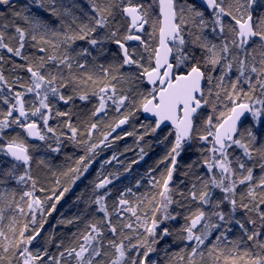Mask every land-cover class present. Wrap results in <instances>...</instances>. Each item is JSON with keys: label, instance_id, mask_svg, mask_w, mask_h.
Listing matches in <instances>:
<instances>
[{"label": "snow or ice", "instance_id": "obj_1", "mask_svg": "<svg viewBox=\"0 0 264 264\" xmlns=\"http://www.w3.org/2000/svg\"><path fill=\"white\" fill-rule=\"evenodd\" d=\"M51 4V14L58 15L56 10V0H49ZM92 2V12L94 15L89 17V23H77V18L73 17L71 24L66 25V31L58 33L51 32L52 36L60 37V44H54L51 40L45 39V36L50 32L46 24H43L39 19L31 18L22 15V12H16L15 15L23 19L26 23H30L33 34L31 39L33 41L39 40L41 44H52L53 48H58L61 45L71 47V44L76 40H87L92 47L102 45L106 40H112L118 45L122 53V61L119 65H98L100 75L93 74L89 71L87 60H78L77 57H88L92 53L87 49L80 50L76 56L71 55L65 51L64 55L57 57L51 55L48 57L49 61H55L56 67L61 66L67 68L69 76L65 81L62 75L57 72L53 75L51 71L47 74L41 72L44 67V57H40L38 66L27 67V72L31 75L30 86L20 84L21 88H26V93L33 94L35 102H29L31 105L30 111L25 108V92L16 91L14 93L15 102L10 105L9 109L3 112L0 118V133L4 129L11 126V124L18 125L24 129L29 137L46 141L52 139L54 144H48L47 147L55 153L61 151V138L57 134L56 128L49 126V119L52 118V105L49 102L50 97H55L65 104L69 103L73 96H66L62 93V88H67L72 85V92L78 96L81 101H87L89 96L85 91L81 94L82 89H87L89 86L99 84V88L94 90L91 94L98 97L99 103L92 112L93 117H100L101 113H106L109 102L115 106V111L120 112L122 108L128 104H135V101L127 95L123 89L120 94H117V83L125 80V76L141 83H147L150 88L140 94L138 104H135V110H142L145 113H150L156 117L155 126L152 128L154 132L165 121L170 122L175 126V140L170 151L166 154L161 163L168 162V167L160 174V179L151 178L155 183L154 187H159L158 192L159 201L152 208L153 216L150 221H144L141 225L144 228L147 236L155 237L158 222L155 218L156 213H163V219H176L168 209L173 203H179L174 199L175 194L185 199L197 202L201 207H197L195 211L189 216H185V220L189 223L182 229L185 233L181 239L187 241L189 245H194L190 248L188 253V264H197L196 257L199 256L201 260L204 257L202 250L213 236L214 232L218 231L215 236V243L207 249L208 255L213 257V260L218 264L219 260L223 258L224 264H264V254L257 252L252 254L250 250L244 249L241 254L240 241H230L226 235V231H220L222 224L230 225L233 222L237 224L246 236L247 241L254 242V247L264 250V242L258 238L261 236L260 229L264 228V147H255L256 136L249 129L247 132L248 141L245 142L244 134L239 132L238 125L241 117L246 112L251 113L253 117L259 118L264 114V98L253 97L252 93L258 90L261 96L264 97V16L253 18L251 8L256 3V0H236L235 6L232 3L225 4V0H207L208 7L214 9V20L212 21L211 32L217 34L223 41L221 44L213 43L204 35L207 28V22L204 19V14L195 9L194 6L189 5L187 9L181 7L177 9L176 0H159L160 14L162 20H157L151 25L153 34L158 32V42L151 48L148 56L147 65L142 62L143 57H137L135 50L129 51L126 46L127 41H140L145 51H148V44L142 39L139 33H143L145 25L149 24L148 12L144 10L143 4H133L132 0H127L126 3L113 4L111 2L100 6ZM0 5L14 7L11 0H0ZM43 7V4L41 3ZM113 7H118L124 18L127 20L126 34L118 36L119 25L110 24V17L114 15ZM185 11L190 13V17L185 15ZM224 17H230L234 21L232 24H226ZM75 24V29L72 28ZM7 28L8 25H3ZM231 35V41L224 36L225 29ZM97 29H107V33L103 38H96L94 34ZM15 32L18 34L19 47L13 48L5 43V33L0 31V49H6L8 53L21 59H28L27 56L22 55V50L25 46V37L28 34L25 29L15 27ZM37 33H42L38 36ZM92 37V38H89ZM188 37V38H186ZM257 48L259 52L257 53ZM199 50V52H197ZM39 51L47 52V48L41 46ZM103 49H101V52ZM258 56V58H257ZM2 59V57H0ZM236 64V71L238 76L235 82L229 83L225 86V77L233 69ZM83 69L80 75L73 74V68ZM129 66L137 69L136 74L121 73L120 69ZM217 66L221 67L222 71L216 78L213 86L212 73L215 72ZM255 74V79L253 75ZM243 78V81L241 80ZM57 81H60L59 83ZM117 82V83H114ZM0 83L7 85V81L2 73H0ZM245 83L249 86V91L244 92L242 88L238 89L237 85ZM206 84L208 87L205 90ZM213 88L215 92L213 94ZM9 92L12 91L8 85ZM231 101V104H225V111L219 113L218 122L213 123L211 116L207 117L205 134L199 135L201 141H210L212 147L208 149L213 155L205 160L209 177L204 179L197 176L196 180L203 186L198 188L197 183L191 185V189L187 196L183 191L175 190L170 187L173 180V173L177 170V157L181 155L184 142L190 141L193 137L194 124L198 110L205 105H208L212 110L216 111V102L222 98ZM243 95V98H242ZM4 103H8L5 99ZM259 105V108L256 106ZM18 113L13 116V113ZM131 112L126 111L121 118L110 126L114 132L116 128L128 122ZM70 115L69 112H62L57 110L55 116L64 117ZM39 117L42 121L44 129L35 120H30L29 117ZM23 118V119H22ZM101 119H103L101 117ZM66 127L71 132L67 138L77 144L82 143L76 139L78 129L73 126L71 121L65 122ZM98 122H93L88 126L87 136L90 139L92 132L97 129ZM51 134V137L48 134ZM109 133H102L103 142H108ZM128 135H133L129 132ZM119 138V137H118ZM139 139H143L140 136ZM110 143V142H109ZM233 146L239 147L243 150L244 157L248 161L258 159L261 174L259 177H254V168L256 165H248L245 160L237 158L235 161L229 158V149ZM101 147L100 143H88L87 153L94 154L97 148ZM3 150V149H0ZM143 153V149H141ZM6 155L10 156L13 161L17 162L12 165L10 169L4 171L5 178H14L17 184H26L31 182V189L23 191L19 196V201L26 203L27 211L31 215V223H36L35 212L40 211L43 214V201L34 195V190L37 188V181L30 173L32 165V156L29 152V147L18 139H14L6 145ZM88 159L87 154L80 158L78 164H83L84 160ZM112 159H116L113 156ZM44 163L43 160L40 161ZM111 163V161H106ZM236 164L234 168L232 165ZM24 166L23 174H17L16 169L19 166ZM90 163L86 164L83 169L79 167L72 169L78 175L73 179L80 178V173L87 172ZM219 169L217 176L213 170ZM187 175V173H185ZM112 181L108 178L101 180L96 184L97 189L105 188ZM5 183V180H0V184ZM59 183V181H57ZM241 185L246 186L247 202H245L244 190L239 194V201L237 199V188ZM219 189L224 193L222 199L215 202L212 199L211 189ZM44 191L43 188L39 189ZM68 188H64L63 192H67ZM130 191V190H129ZM16 192H9L7 189L0 191V221L5 219V211L12 210L23 217L25 207H22L16 200ZM105 194H101L95 199V204L98 206L100 212L105 213L107 218V205L105 203ZM25 198H28L25 200ZM61 196L57 198V202ZM46 199H51L47 197ZM153 196L149 203L155 201ZM224 201L230 205V211L222 210ZM128 201L121 197L119 205H125ZM211 206L210 211H205L203 206ZM55 210V205L52 206V211ZM244 211L245 213H255L259 220L257 226V219L248 216V223L256 226L253 230H249L245 223L235 217L237 211ZM128 211L136 215L135 208H129ZM49 215L51 212L48 213ZM118 215V214H117ZM215 218V219H214ZM139 220V217H137ZM108 230L113 234L117 233L116 226L111 222L110 218L107 220ZM19 220L16 215H12L11 222L8 224V233H11V239L3 227H0V239L5 243L0 244V248L7 255H0V264H3L5 259L12 257L18 259L20 264H40L44 260V256L49 255L44 252L33 254L29 250V245L32 241L40 235L36 230L33 235L26 236L25 232L28 230V224H23L22 227H17ZM125 227L132 228L131 224H126ZM90 231L83 235V243L78 246L67 247L64 251L59 252V258L50 257L51 264H62L65 256L74 258L75 264H104L103 260H98L106 253L102 251L103 241L98 237L103 236V231L95 224L89 225ZM95 233V235H93ZM163 235H169L167 229L163 230ZM131 239L130 237H126ZM147 237H145V240ZM109 245L115 249L118 256L111 260V264H123L126 258L125 245L121 242L116 244L113 241L108 242ZM222 243L227 246L231 244L232 247L226 254ZM59 247V245H58ZM131 248L144 247L146 251L143 253V259L139 264H145L148 254L154 251V248L148 246L141 241L140 243H132ZM215 253V256H213ZM139 255V253H137ZM184 257H181L183 260ZM8 264H12L11 259H8ZM44 264H49L45 261ZM129 264H138L136 259H131Z\"/></svg>", "mask_w": 264, "mask_h": 264}, {"label": "trees", "instance_id": "obj_2", "mask_svg": "<svg viewBox=\"0 0 264 264\" xmlns=\"http://www.w3.org/2000/svg\"><path fill=\"white\" fill-rule=\"evenodd\" d=\"M75 4L78 5L74 8L72 15L66 17L63 14L62 5L64 0H56V10L58 15L51 14V4L49 0H11L14 7L9 8L8 6L0 5V31L5 33V43L13 48L19 47L18 34L15 32V27H21L25 29L28 33L25 37L24 48L22 50V55L27 56L28 59H21L16 57L11 53H8L6 49H0V73H2L7 81V85L0 83V114L7 111L11 104L15 102L14 93L16 91L25 92V108L30 111L31 105L29 102H35L33 94L26 93V88H21L20 84H24L26 87L31 84V75L27 72V67H36L40 63V57H44V67L41 72L47 74L49 71L53 75L59 72L63 79L67 81L69 73L67 68L61 66L59 69L56 67L55 61H49L48 57L51 55H56L61 57L64 55L65 51L69 52L71 55L76 56V54L82 50L87 49L92 53L88 57H77L78 60H87L89 71L93 73V68L98 65H104L108 67L109 65H119L122 61V55L112 40H106L102 45H97L92 47L87 40H76L71 44V47L61 45L58 48H53L52 44H41L39 40L33 41L31 35L33 34L32 27L30 23H26L23 19L15 15L16 12H22V15L29 16L31 18L39 19L43 24H46L50 29V32L45 36V39L51 40L54 44H60L59 36H52L51 32L55 31L58 33H63L66 31V25L71 24L73 17L77 18V23H89V17L94 15L92 12V2L91 0H73ZM119 1V2H118ZM144 2V10L148 12L149 25L151 26L157 20H160L159 10L156 0H141ZM187 6L192 5L196 10L203 12L204 19L207 22V28L204 31V35L208 37L213 43L221 44L223 41L217 34L211 32L212 21L214 20V11L208 8L197 5L194 0H184ZM219 1V0H218ZM62 2V5H61ZM120 4L122 2L126 3L127 0H95V3L103 6L105 3ZM139 0H132L133 4H139ZM43 4V7L41 6ZM232 3L235 6L236 0H225V4ZM114 15L110 17V24L119 25L118 36H122L126 33L127 20L124 16H119L114 10ZM254 20L257 17L264 16V0H258L253 5L251 9ZM190 13L187 12V16L190 17ZM226 24H232L234 26V21L230 17L223 18ZM7 24L8 27L4 28L3 25ZM75 29L76 25H71ZM107 33V29H97L94 36L96 38H103ZM38 36L42 33H37ZM224 36L227 40L231 41V35L228 29H225ZM92 38V37H89ZM188 38V37H187ZM158 42V32L156 33V38ZM136 42V41H135ZM128 45L134 43V41L125 42ZM43 46L47 48V52H40L39 48ZM101 49L103 51L101 52ZM199 52V50H197ZM259 48H257V53ZM150 55V53H149ZM258 58V56H257ZM148 63V60L146 61ZM236 64L234 63L233 69L229 72L228 76L225 77V86L231 82H235L238 72L236 71ZM134 68V67H133ZM131 67H124L120 69L121 73L126 70L133 71ZM92 70V71H91ZM84 70L77 69L74 64L73 74L80 75ZM222 69L221 67L216 68L215 72L212 73L213 76V86L215 85L216 78L220 75ZM137 73V72H136ZM135 73V74H136ZM100 75L99 68L97 72L94 73ZM253 79H255V74ZM125 80L128 82H115L117 83V94H120L121 89L129 95L135 101V104L139 103L140 94L145 92V90L150 87L146 83H141L134 78L129 79L125 76ZM243 81V78H241ZM58 83L60 81H57ZM8 85L11 86L12 91L9 92ZM99 84L95 86H89L87 89H82L81 94L86 91L89 98L87 101H81L77 95L72 92V85L67 88H62L61 91L66 96H73V99L65 104L59 101L55 97H50L49 102L52 105L53 116L49 119V126L56 128L57 134L61 138L59 153L52 152L47 145L54 144L52 139L46 141H31L24 129L18 125L11 124L10 127L3 130L0 133V180H5V183L0 184V191L7 189L9 192H16V200L25 207V213L21 217L18 213H14L12 210L5 211V219L0 221V227H3L4 231L8 233V224L11 222L12 215H16L19 220L17 227H22L23 224H28V230L25 232L26 236L33 235L36 230L39 231L40 235L32 241L29 245V250L35 253V248L37 243H41L43 249L41 255L47 252L49 255L44 256V260L40 264H44L45 261H49L51 264L50 257L55 256L59 258V252L64 251L67 247L78 246V244L83 243V235L90 231L89 225L95 224L98 228L103 231V236L98 237L102 239L103 247L102 251L106 255L97 258L98 260H103L104 264H111V260L118 256L115 249L109 245V241H113L116 244L123 243L125 245L126 258L123 264H129L131 259H136L138 264L141 259H143V253L146 248H131L132 243H140L143 241L148 246L154 248V251L150 252L147 257L145 264H188V253L190 248L194 245H189L187 241L181 239L185 235L182 231L184 227L189 223L185 220V216L191 215L197 207H201L197 202L191 201L190 199H185L173 193L174 199L179 201V203H173L169 206L168 211L176 216V219H163V213H156L155 218L158 222V227L156 228V236H147L144 228L141 226L144 221H150L153 216L152 208L159 201L158 192L159 187H154L151 178L155 177L156 180L160 179V174L166 170L169 166L168 162L161 163L164 160L166 154L170 151L175 140V130L173 129H156L154 132L152 128L155 126V122L147 120L143 117L142 110L136 111L135 104H128L126 102V107L122 108L118 113L115 111V106L109 102L106 113H101L100 117H93L92 112L95 107L98 106V97L92 95L91 93L99 88ZM209 86L206 84L205 90L207 91ZM237 88H242L244 92L249 91L248 84L241 83L237 85ZM215 89L213 88V94ZM222 98L220 101L216 102V111L214 112L212 108L208 105L202 107L196 117H195V130L193 137L190 141L185 142L181 155L177 157V170L173 173V180L170 187H174L175 190L183 191L187 196V193L191 189L193 183L198 184V188L203 185L196 180L197 176L207 179L210 173L207 171L205 160L209 159L213 154L208 151L212 147L210 141L212 137H209V141H201L198 137L199 135L205 134L206 130V120L208 116H211L213 123L218 122L219 113L225 111L224 105L231 104V101ZM253 97L264 98L261 96L260 91L252 93ZM243 98V95H242ZM7 99L8 103H4ZM133 108L137 113L138 118L136 123L139 125L148 123V130L137 129L134 132V139L132 141L123 140L121 137L122 130H117L113 132L110 126H114L115 123L121 116L125 113L126 108ZM259 108V105L256 106ZM59 110L62 112H69L70 115L64 117L55 116V112ZM18 113L14 112L13 116H17ZM104 119H101V117ZM0 118H3L0 115ZM30 120H35L44 129L42 121L39 117H29ZM71 121L73 126L78 129L76 139L82 141V143H75L69 140L67 137L71 135V132L66 127L65 122ZM101 120V121H99ZM134 121V117L128 119V125ZM98 122L97 129L92 132L91 138L93 139L98 135L100 130H107L111 132L108 137V142H103V136L97 141H100L101 147L97 148L96 155L107 156L103 160H94V154L87 153V145L90 143L87 136L88 126L93 123ZM134 123V122H133ZM256 136L255 147H264V114L259 118L253 117L252 115L245 121V123L240 128L239 132L244 134L245 142L248 141L247 132L248 130ZM51 137V135H48ZM143 136V139H139ZM119 137V138H118ZM18 139L23 141L28 147L29 152L32 156V165L30 168V173L34 179L37 181V188L34 190V195L40 198L44 203L43 214L38 210L35 212L36 223H31V215L27 211L26 203L24 201H19V196L23 191L31 189V182L26 184H17L14 178H5L3 173L5 170L10 169L13 164L17 163L13 161L4 150L5 145L10 141ZM110 142V143H109ZM143 149V153H141ZM40 151L35 153V151ZM87 154L88 159L84 160L83 164H78L81 157ZM113 156L116 159H112ZM229 158L235 161L237 158L245 160L248 165H256L254 168V177H259L261 174V169L259 167L258 159L248 161L243 155V150L239 147L233 146L229 149ZM43 160L44 163L41 164L40 161ZM106 161H111V163H106ZM90 163L87 172L80 173V178L73 179L78 175L76 171H71L79 167L83 169L86 164ZM234 168L236 164L232 165ZM24 166H19L16 169V173L23 174ZM213 172L218 176L219 169H214ZM187 173V175H185ZM97 178V179H96ZM108 178L112 182L108 184L105 188L97 189L96 184L101 180ZM59 181V183H57ZM43 188L44 191L39 189ZM64 188H68L67 192H63ZM130 190V191H129ZM244 190L245 202H247L246 186L241 185L237 188V199L239 201V194ZM212 199L215 202L218 199H222L224 193L220 192L219 189H211ZM57 202V198L61 196ZM105 203L107 205L108 216L106 218L105 213L98 210V206L95 204V199L101 194H105ZM90 196V197H89ZM155 196L156 200L149 203L151 198ZM51 197V199H46ZM123 197L128 201L125 205H119V199ZM28 198H25L27 200ZM55 205V210L52 211V206ZM205 211H210L211 206H203ZM264 207V206H262ZM129 208L136 209V215L134 216L132 212L128 211ZM72 210H77V215L73 214ZM222 210L228 212L230 211V205L227 201L222 204ZM51 212L49 215L48 213ZM118 214V215H117ZM251 215L252 218L257 219V226L259 225V220L255 213H245L244 211H237L235 217L240 219L245 223V226L251 231L254 227L248 223V216ZM139 217V220L137 219ZM110 218L111 222L116 226L117 233L113 234L108 230L107 220ZM215 219V218H214ZM126 224H131L132 228L125 227ZM167 229L169 235L164 236L163 230ZM230 229L226 231V235L230 241H240L241 254L244 249L250 250L252 254L261 252L264 254V250L258 247H254V242L247 241L246 236L240 227L234 222L230 225L222 224L220 231ZM261 236L258 238L261 242H264V228L260 229ZM11 239V233H8ZM95 235V233H93ZM218 235V231L213 233V236L206 241L203 247L204 257L203 260L199 256L195 259L197 264H216L213 257L208 255L207 249L215 243V236ZM130 237L131 239H127ZM145 237L147 239L145 240ZM5 243L0 239V244ZM59 245V247H58ZM221 247L224 248L227 254L231 249L232 245L228 244L225 246L223 243ZM139 253V255H137ZM0 255H7L0 248ZM215 256V253H213ZM181 257H184L181 260ZM11 259L12 264H20L18 259L8 257ZM8 259L3 261V264H8ZM62 264H75L74 258H68L65 256ZM218 264H224L223 258H221ZM243 264V261H241Z\"/></svg>", "mask_w": 264, "mask_h": 264}, {"label": "rangeland", "instance_id": "obj_3", "mask_svg": "<svg viewBox=\"0 0 264 264\" xmlns=\"http://www.w3.org/2000/svg\"><path fill=\"white\" fill-rule=\"evenodd\" d=\"M140 2H139V4H145L144 2H142L141 0H139ZM62 2H63V0H62ZM62 2H61V5H62ZM176 5H177V9L179 10V8H181V7H183V8H185V9H187V4L185 3V1L184 0H176ZM73 6H74V1L73 0H64V4L62 5V8H63V14L66 16V17H69L70 15H72V13H73ZM214 9H211V11H213ZM185 15L187 16V11H185ZM71 17V16H70ZM141 35V37H142V39L148 44V46H149V48H148V51H145V49H144V47L140 44V41H134V43H132L131 45H128V47H129V51L131 52L132 50H135V52H136V56L139 58V57H143V60H142V62L143 63H145L146 65H147V63H146V61H147V58H148V56H149V53L151 52V48L154 46V45H156L157 44V39H155L156 38V34H153V29H152V27L149 25V27H148V25H147V27H146V29H145V31L142 33V34H140ZM187 38V37H186ZM129 67V66H128ZM131 68H133V67H131ZM218 68H219V66H218ZM133 70V72H131L132 74H135L136 72H137V69H135V68H133L132 69ZM124 72H129V70H126V71H124ZM133 78H134V76H133ZM126 111H128V112H131L132 114L129 116V119H130V117H134V123L132 122L130 125H127L126 127H124L123 129H119V128H116V130L114 131V132H116L117 130H122V133H121V137H122V139L125 141V140H129V141H132L133 139H134V132L137 130V129H139V130H148V129H145V128H149V124L148 123H145V124H142V125H139V122L138 123H136V119L138 118V115H137V113L134 111V109L133 108H131V107H127L126 108V110H125V112ZM103 119H104V116H103ZM148 120V119H147ZM195 120V119H194ZM99 121H101V120H99ZM110 131V130H109ZM129 132H131V133H133V135H128V133ZM48 135H51L50 133L48 134ZM95 138H93V139H91V141H90V143H92V144H96V143H100V141H96V140H94ZM35 153H38V155H39V153H40V151H38V150H36L35 151ZM96 153H97V151L94 153V160H103V159H105L107 156H105V155H100V156H97L96 155ZM97 179V178H96ZM90 197V196H89ZM72 212H73V214H70V217L72 216V215H74V216H76L77 215V210L75 211V210H72ZM42 249H43V247H42V245H41V243L39 242V243H37L36 244V248H35V253H40L41 254V252H42Z\"/></svg>", "mask_w": 264, "mask_h": 264}, {"label": "water", "instance_id": "obj_4", "mask_svg": "<svg viewBox=\"0 0 264 264\" xmlns=\"http://www.w3.org/2000/svg\"><path fill=\"white\" fill-rule=\"evenodd\" d=\"M157 1V5H158V10H159V16H160V20H162L163 19V17L161 16V14H160V5H159V0H156ZM195 1V3L197 4V5H200V6H203V7H208V4H207V0H194ZM256 1H258V0H256ZM252 8H253V6H252ZM251 8V9H252ZM146 27H147V25H145V29H146ZM145 31V30H144ZM139 34H142V33H139ZM146 83V82H145ZM147 84V83H146ZM147 86L148 87H150L148 84H147ZM201 109V108H200ZM199 109V110H200ZM198 110V111H199ZM198 113V112H197ZM142 114H143V117L145 118V119H148V120H151V121H154V122H156V117H154V116H152L150 113H145V112H143L142 111ZM197 115V114H196ZM251 116V113H248V112H246L245 114H244V116L243 117H241V121H240V124L238 125V129L240 130V128L242 127V125L245 123V121L249 118ZM23 119V118H22ZM195 119V118H194ZM128 125V122L126 123V124H124V125H121L120 126V128H123V127H125V126H127ZM165 128H171V129H174L175 130V126L174 125H172L170 122H168V121H165L163 124H161L160 125V127L158 128V130H162V129H165ZM194 128H195V124H194ZM24 132L26 133V131L24 130ZM26 135H27V133H26ZM28 136V135H27ZM28 138L31 140V141H33V142H37V141H40V140H38V139H35V138H32V137H29L28 136ZM185 142H188V141H185ZM4 150H5V152H6V145H5V147H4ZM10 157V156H9ZM11 158V157H10ZM12 159V158H11Z\"/></svg>", "mask_w": 264, "mask_h": 264}, {"label": "bare ground", "instance_id": "obj_5", "mask_svg": "<svg viewBox=\"0 0 264 264\" xmlns=\"http://www.w3.org/2000/svg\"><path fill=\"white\" fill-rule=\"evenodd\" d=\"M119 2V1H118ZM219 2V1H218ZM78 7V5L77 4H75L74 3V6H73V9L74 8H77ZM115 11H116V14L117 15H119V16H122L123 14L120 12V9L118 8V7H116L115 9H114ZM126 34V33H125ZM116 46L118 47V45L116 44ZM126 46L128 47V44H126ZM118 49H119V47H118ZM130 50V49H129ZM119 51H120V53H121V50L119 49ZM121 55H122V53H121ZM97 69H98V67H95V68H93L92 70H93V74L94 73H96L97 72ZM91 70V71H92ZM129 72L131 73V72H133V71H130L129 70ZM118 121V120H117ZM129 123V122H128ZM126 127V126H125ZM124 128V127H123ZM123 128H120L119 127V129H123ZM166 129V128H165ZM168 129H171V128H168ZM174 130V129H173ZM194 130H195V128H194ZM110 131H107L106 129L103 131V130H100L99 132H98V135L95 137V139L94 140H98L99 138H100V136H102V133H109ZM194 133V132H193ZM89 141H91V139H88ZM185 143V142H184Z\"/></svg>", "mask_w": 264, "mask_h": 264}, {"label": "flooded vegetation", "instance_id": "obj_6", "mask_svg": "<svg viewBox=\"0 0 264 264\" xmlns=\"http://www.w3.org/2000/svg\"><path fill=\"white\" fill-rule=\"evenodd\" d=\"M205 8V7H204ZM206 8H208V9H210L211 10V8H209V7H206Z\"/></svg>", "mask_w": 264, "mask_h": 264}]
</instances>
